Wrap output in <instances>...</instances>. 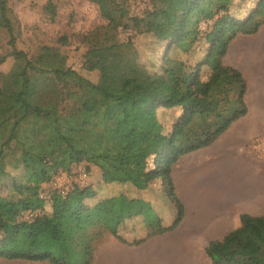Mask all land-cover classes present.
Wrapping results in <instances>:
<instances>
[{
	"label": "trees",
	"instance_id": "trees-1",
	"mask_svg": "<svg viewBox=\"0 0 264 264\" xmlns=\"http://www.w3.org/2000/svg\"><path fill=\"white\" fill-rule=\"evenodd\" d=\"M93 1L107 23L84 37L92 49L118 46V28L150 33L164 46L158 71L170 82L156 85L159 92L152 94L140 88L132 92L129 85L116 90L67 66L55 47L43 46L40 54L28 57L16 47L7 0H0V28L8 34L10 48L0 63L8 55L16 60L11 71H0V189L10 179L12 190L0 194V257L91 264L96 240L107 233L125 242L119 230L134 218L141 217L150 231L131 245L171 230L183 217L170 176L173 163L181 154L209 145L247 112L245 78L222 59L237 34L254 33L264 23V0H257L244 18L231 14L233 0H150L136 15L117 0ZM43 10L56 15L51 1ZM200 40L206 49L194 63L188 55H171L192 52ZM137 100L149 101V122L141 125L131 115L140 107ZM157 107L181 108L165 135L150 123ZM126 131L142 142L160 143L151 153L152 166L138 176L128 171L134 160ZM79 163L87 171L88 164L97 166L104 184L130 183L166 193L176 208L174 220L165 226L151 203L136 195L120 192L94 199L91 184H74L65 192L53 189L41 197L44 183ZM7 165L20 174L12 175ZM205 254L211 264H264V215L242 214L240 226L210 241Z\"/></svg>",
	"mask_w": 264,
	"mask_h": 264
},
{
	"label": "rangeland",
	"instance_id": "rangeland-1",
	"mask_svg": "<svg viewBox=\"0 0 264 264\" xmlns=\"http://www.w3.org/2000/svg\"><path fill=\"white\" fill-rule=\"evenodd\" d=\"M47 1L55 4L56 15L52 18L45 13L43 7ZM125 5L129 14H140L150 5V0H117ZM257 0H233L230 6V12L237 18H244L245 12L255 6ZM10 10V18L14 25L17 49L23 50L28 57L41 53L43 46L55 47L61 55L65 57L66 65L77 70L81 75L97 84H106L108 87H114L119 90L124 85L131 86L132 90H138L146 94H152L156 85L163 87L170 82V78L159 73L161 59L164 54V46L156 41L150 33H139L131 29L118 28L119 45L112 48L93 50L90 43L84 37L106 25L107 21L101 15L97 4L93 0H7ZM246 13L245 15H247ZM244 16V17H243ZM204 28V25H202ZM65 37V42L59 38ZM8 34L0 28V55H6L10 50L8 44ZM206 44L200 40L197 48L186 54L181 52H172L171 55H188L189 60L199 58L205 52ZM93 66L92 69L90 66ZM16 66V60L13 56H6L5 60L0 63V71L8 73ZM205 74V72L203 73ZM105 75L108 77L106 80ZM133 80L135 83H131ZM143 82H153L154 84L144 85ZM161 90V88H159ZM129 93V92H128ZM136 105L140 106L136 111H131L134 116L133 122L141 125L149 122L147 119L149 109L148 100H137ZM181 113V108H163L157 107L154 110V117L150 120L153 128L158 127L163 135L168 133L172 123ZM128 141L129 153L134 160V164L128 166V171L133 176H138L144 169L152 166V152L160 149V143L155 144L151 141L142 142L140 138L129 134ZM129 140V138H128ZM258 145L251 143L250 148L258 154L264 155V135L254 138ZM145 151L148 154H142ZM150 153V154H149ZM84 168L82 163L75 165L70 172H59L48 183L41 187V194L48 195L53 189L66 191L74 184L80 186L91 184L95 190L94 199L103 196L118 194L120 192L128 195L142 196L148 198L156 212L161 217L163 224H171L172 206L162 191L135 189L130 183H113L104 184L101 180V170L95 166L92 170L87 171L85 181L78 180L80 169ZM7 171L12 175H19L20 169H15L7 165ZM11 180L4 181L0 189L1 195H7L12 192ZM44 211L50 212V206L45 203ZM25 217L29 214L25 213ZM241 222V216H240ZM150 231L145 227L141 217L134 218L122 225L119 235L125 239V242L117 237L103 233L94 244V257L91 264H131L130 259L139 256L140 251L145 253V248L132 246L131 241ZM148 253V252H147ZM199 254V253H198ZM184 255L188 253H179L178 259L184 260ZM203 264H210L205 252ZM154 256V255H153ZM191 256V253H190ZM147 264H169V262L152 257Z\"/></svg>",
	"mask_w": 264,
	"mask_h": 264
},
{
	"label": "crops",
	"instance_id": "crops-1",
	"mask_svg": "<svg viewBox=\"0 0 264 264\" xmlns=\"http://www.w3.org/2000/svg\"><path fill=\"white\" fill-rule=\"evenodd\" d=\"M222 60L245 78L247 112L209 145L181 154L173 163L170 176L183 217L171 230L132 245L145 248V253L132 257L131 264H147L152 257L181 264L179 253H188L182 264H203L207 244L239 227L242 214L264 215V155L249 145L264 135V23L254 33L237 34ZM166 197L173 221L176 208ZM0 264L50 263L0 257Z\"/></svg>",
	"mask_w": 264,
	"mask_h": 264
},
{
	"label": "built area",
	"instance_id": "built-area-1",
	"mask_svg": "<svg viewBox=\"0 0 264 264\" xmlns=\"http://www.w3.org/2000/svg\"><path fill=\"white\" fill-rule=\"evenodd\" d=\"M254 144L258 145L257 142H255ZM87 178V172L84 168L80 169L79 173H78V180L81 182V181H85ZM62 192H65V191H62ZM41 197H45L47 198L46 195H42L41 194Z\"/></svg>",
	"mask_w": 264,
	"mask_h": 264
}]
</instances>
